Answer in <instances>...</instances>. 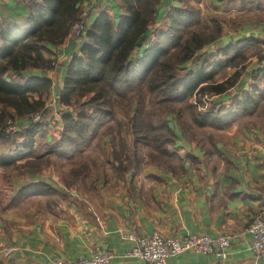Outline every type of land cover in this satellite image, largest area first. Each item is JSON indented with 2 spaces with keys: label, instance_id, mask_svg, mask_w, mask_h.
<instances>
[{
  "label": "crops",
  "instance_id": "0c3cea01",
  "mask_svg": "<svg viewBox=\"0 0 264 264\" xmlns=\"http://www.w3.org/2000/svg\"><path fill=\"white\" fill-rule=\"evenodd\" d=\"M191 4L218 17L223 31L220 38L182 68L198 70L206 60L222 59L223 49L230 43L247 45L249 58L243 74L229 94L216 95V104L221 101L217 106L238 108L248 94L258 97V103L250 104V110L241 113L230 126L216 129V140L208 146L211 149L187 139L183 130L171 125L178 138L170 150L184 158L182 166L173 172L155 163L133 167L124 176L105 170L88 182L84 192L71 189L68 198H64L68 189L55 185L59 177L50 181L30 173L36 178L18 182L8 202L0 205V258L5 264H52L57 258L77 260L90 256L96 247H105L113 253L110 264H146L125 256L135 244L126 235L135 231L146 236L157 230L171 237L241 233L234 240L228 259L186 251L171 257L168 264H264L250 252L249 235L245 233L254 218L264 212V75L259 70L257 54L259 47L264 48V0H191ZM80 6L87 12L86 18L91 15L86 19L89 25L102 12L116 20L123 12L116 0H82ZM172 6L185 7V4L176 0H161L158 4L155 20L146 33L151 44L163 29ZM0 23L27 26V5L0 0ZM86 42L87 38L75 42L67 37L59 46L49 45L44 56L56 61L55 68L49 71L34 68L23 74L52 80L46 103L53 100L60 103L69 61L74 53L82 55L81 47ZM146 47L137 48L132 58L141 57ZM250 51L256 53L250 55ZM235 70L230 68L226 76H217V81L228 78ZM6 76L14 79L18 74L9 72ZM79 111L65 107L64 114L76 115ZM16 121L20 129L30 125L27 117H17ZM42 123L47 127L46 142L60 138L62 119L58 123L49 120ZM127 140L131 144L130 133ZM26 173L29 171L21 175ZM40 181L57 188L64 196L18 197L26 185ZM34 198L41 200L30 207L23 206ZM8 249H12L9 255L5 254Z\"/></svg>",
  "mask_w": 264,
  "mask_h": 264
},
{
  "label": "trees",
  "instance_id": "16d2710c",
  "mask_svg": "<svg viewBox=\"0 0 264 264\" xmlns=\"http://www.w3.org/2000/svg\"><path fill=\"white\" fill-rule=\"evenodd\" d=\"M116 1L123 12L117 20L102 12L91 25L86 24L87 42L81 47L82 55L74 53L67 67L60 103L80 111L76 115L63 114L60 138L40 153L36 142L38 137H46V124L32 123L14 132L6 128L9 120L45 111L52 80L23 74L34 68H55L56 61L44 56L49 45L59 46L67 37L75 42L82 40V36L73 34L75 23L82 19V0H16L28 7V25L0 23V147L9 149L0 155V167L21 174H42L55 164L53 156H81L98 137L111 135L112 159L108 162L116 174L124 176L144 163H155L173 172L182 166L184 158L170 150L178 136L168 114L181 118V104H186L192 126L223 129L250 110V104L258 103L253 94L245 95L238 108L206 105L204 100L205 95L226 94L237 84L249 58L247 45L230 43L223 49L222 59L206 60L198 70L182 68L222 36L218 17L211 18L212 25L202 24L201 11L188 4L191 0H184L185 7L170 8L163 29L151 44L146 33L161 0ZM144 46L142 56L133 59V52ZM262 51L261 47L257 50L260 59ZM230 68L235 72L217 81V76H226ZM9 72L18 77L8 79ZM119 107L125 110L127 122L118 116ZM128 133L132 135L131 144ZM90 172L89 163L81 161L71 169V184L85 182ZM23 194H41L50 199L62 195L41 181L26 185L18 197Z\"/></svg>",
  "mask_w": 264,
  "mask_h": 264
},
{
  "label": "built area",
  "instance_id": "2783aa9c",
  "mask_svg": "<svg viewBox=\"0 0 264 264\" xmlns=\"http://www.w3.org/2000/svg\"><path fill=\"white\" fill-rule=\"evenodd\" d=\"M114 1V0H110ZM181 2L182 0H176ZM87 12L83 11L82 19L77 21L73 27V34L77 37L86 36L88 22L86 20ZM87 22V23H86ZM259 70L264 75V54L259 60ZM60 105V107H59ZM65 106L57 101L46 103L43 113H36L27 116L30 124L42 123L47 120L50 123H58L64 114ZM20 127L16 120H9L7 132H14ZM249 235V249L257 261H264V212L259 214L245 230ZM241 233L234 232L231 234L212 237L207 233L188 234L184 237L167 236L162 231H154L150 235H138L135 231H130L126 237L135 244L125 256L134 258L146 264H168L171 257L182 255L186 251H194L199 254H208L215 256L217 259H228L231 256V249L236 238ZM12 253V249L5 251V254ZM114 255L105 247H96L93 253L88 257H82L77 260H66L57 258L52 264H110Z\"/></svg>",
  "mask_w": 264,
  "mask_h": 264
},
{
  "label": "rangeland",
  "instance_id": "374dc122",
  "mask_svg": "<svg viewBox=\"0 0 264 264\" xmlns=\"http://www.w3.org/2000/svg\"><path fill=\"white\" fill-rule=\"evenodd\" d=\"M181 2H184L185 5L187 4L184 0H182ZM188 4L192 5L191 2H189ZM199 10L201 11V23L206 24V25H212L211 18L216 17V16H214V14L211 15L205 10L204 12L201 9ZM248 53H251L250 55H252V54H255L256 52L250 51ZM263 54H264V48H263V51L261 52V57ZM210 61H213V60H210ZM227 73H228V70H227ZM220 75L224 76V74H220ZM226 94H229V91ZM226 94H222V96ZM204 100L206 102V105L214 104V106H216L217 104L221 103V101H219L216 104V95H205ZM192 101L196 103V98H193ZM175 105H176L175 107L180 106V104H175ZM181 105L183 108V114L181 118H178L175 113H171L167 115V118L169 119V122L171 123V125L175 129H180V130L189 129L184 132V135L187 139L194 140L197 144L202 146L204 149L211 147L213 142H215L216 140V131H215L216 129L207 130L211 132V134L208 135L207 131L199 130L198 128L192 126L191 120L189 118V112L185 108L186 104H181ZM123 111L125 110L119 107L118 116L124 121H126L127 118L123 116ZM113 124L114 123L112 122L111 125ZM208 129H212V128H208ZM111 137H112L111 135H107L104 137L103 136L98 137L94 141V143L81 156H76L71 159H62L57 156H53L55 160V164L46 168L42 174H38V176L36 177L44 178V180H50V181H52L54 178L58 179L59 177L60 178V180L58 179L59 183L57 182L55 183V185H57L58 187H63V186L66 187L68 189L66 190L67 191L66 194L68 196L70 195V190L71 189L75 190L74 188L79 189L78 191L75 190L77 193L84 192L85 188L88 187V182L91 181V179L102 175V172L105 170H109V173L114 171L112 168V165L110 164V162H108L110 158L112 159V156H111L112 138ZM47 144L48 142H46V137L37 138L36 147L40 153H43L46 150L45 147ZM8 151L9 149L7 148H4V147L0 148V155ZM81 161H87L89 163L91 167L90 175L87 177V180H85V182L78 181L75 184H71L72 182L71 169L72 167H75L76 165H78ZM30 173L33 174L32 171H29V174L26 173L25 175H21V173L17 170H14V169L6 170L0 167V205L1 203L5 204L6 202H8V198L10 197V194L14 191V188H15L14 186L17 185L18 182L20 183L23 180L24 181L32 180L33 177ZM36 177H34L33 179H35ZM68 184H71V186H69ZM40 200L41 198L29 199L27 203L23 204V206L26 207L29 205L30 206L35 205L39 203ZM4 261H5L4 259L0 258V264H5Z\"/></svg>",
  "mask_w": 264,
  "mask_h": 264
}]
</instances>
